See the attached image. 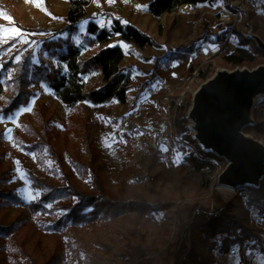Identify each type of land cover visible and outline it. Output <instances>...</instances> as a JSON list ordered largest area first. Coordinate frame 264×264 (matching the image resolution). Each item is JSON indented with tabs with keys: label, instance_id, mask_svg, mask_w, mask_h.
Returning <instances> with one entry per match:
<instances>
[{
	"label": "rangeland",
	"instance_id": "1",
	"mask_svg": "<svg viewBox=\"0 0 264 264\" xmlns=\"http://www.w3.org/2000/svg\"><path fill=\"white\" fill-rule=\"evenodd\" d=\"M83 1L86 17L76 30L56 33L67 24L70 0H0V69L4 61L17 63L22 53L31 50L33 69L52 64L65 72L67 66L59 61L57 51L66 50L67 44L78 47L82 59L105 46L119 45L124 51L121 66L130 72L123 103L80 101L67 107L41 82L30 87L28 104L8 115L2 109L15 92L14 68L2 72L0 174H7L5 185L23 205L0 209L1 227L19 222L13 231L0 232V264H46L56 254H62L59 264H175L177 255L191 243L190 223L199 216L208 222L220 201L239 194L238 188L219 182L226 159L213 160L215 169L200 171L184 160L193 146L176 136L175 107L190 97L189 110L194 93L219 69L264 66V54L253 47L256 39L264 43V0L197 1L158 17L148 12L147 1ZM113 18L136 26L154 44L141 47L117 35L90 43L88 22L109 28ZM242 37L253 43L242 46L248 59L233 67L227 57L237 52ZM44 41L54 44L46 47ZM201 71L207 73L206 80L200 77ZM82 81L86 91L99 87L101 74H84ZM263 99V95L255 96L252 104ZM187 126L196 137L189 119ZM246 134L264 147V133ZM84 138L93 140L100 151L97 163L104 165L101 177L111 197L137 198L159 208L146 215L132 211L74 224L65 218L67 201L58 200L45 210L24 214L25 205L40 196L30 174L49 184L95 191L83 167L89 162ZM249 226L264 230L261 217L253 211ZM209 255L204 264H264V253L247 249L241 255L237 246L226 251L218 244Z\"/></svg>",
	"mask_w": 264,
	"mask_h": 264
},
{
	"label": "trees",
	"instance_id": "2",
	"mask_svg": "<svg viewBox=\"0 0 264 264\" xmlns=\"http://www.w3.org/2000/svg\"><path fill=\"white\" fill-rule=\"evenodd\" d=\"M147 1V10L153 16H160L163 13L176 11L182 5H190L197 1L210 0H142ZM71 6L66 17L67 24L61 27L56 33L63 31H75L76 25L86 17L83 0H70ZM28 31H43L41 28H28ZM86 31L89 42L92 44L109 41L114 36L126 43H135L138 46L153 45L154 41L150 36L143 33L136 26L125 23L119 18H113L109 28L99 26L95 21L90 20ZM241 46L237 52L227 57L231 65H242L247 59V51L242 46L252 42L251 38H241ZM46 47L54 44L51 41H44ZM256 52L264 54L254 43ZM58 59L66 64V71L63 72L52 64H39L33 69L32 51L22 53L17 63L11 60L4 61L0 69V92L3 90L1 82L2 72L9 67L14 68L12 82L14 94L7 100L2 109L4 115H8L22 105H27L31 96L30 87L40 84H47L53 89L56 96L67 106L75 107L80 101H87L92 104H102L116 100L125 102L130 87V72L121 66L124 59V51L119 45L105 46L86 59L80 57V49L72 44H67L66 50H58ZM101 74V85L88 91L84 89L82 75L91 72ZM202 80L207 79V73L200 72ZM175 107L174 126L175 133L185 142L193 146L184 160L200 171L205 167L215 169L216 163L213 160L221 161L222 158L213 152L205 151L193 138L187 123L186 113L190 104V97ZM264 99L254 106V122L245 126V133L260 135L264 133ZM85 153L89 162L86 168L95 185V191H80L75 187L65 184L62 186L49 184L40 177L30 174L29 178L33 187L40 191L37 201L25 205L24 214L37 210H45L46 205L58 200H66L63 205L66 209L65 218L74 224L96 222L101 218H117L122 214L134 211L139 215L151 214V210L159 207L151 206L141 199H122L111 197L105 188L104 179L101 173L104 172V165L97 163L100 158V151L93 140L84 138ZM9 180L7 174H0V209L6 205H23L22 200L5 183ZM239 194L232 200L220 201L219 207L208 217V222L202 217L190 223L191 243L185 246L177 255L175 264H204L211 256V251L218 248V244L228 251L232 246H237L241 255L249 249L264 253V230L254 228L250 225V211L261 217L264 223V176L258 187L242 186L238 188ZM23 222L25 220H22ZM19 222L10 226L1 227L7 231H13L18 227ZM62 254L53 255L46 264H59ZM211 261V260H209Z\"/></svg>",
	"mask_w": 264,
	"mask_h": 264
},
{
	"label": "water",
	"instance_id": "3",
	"mask_svg": "<svg viewBox=\"0 0 264 264\" xmlns=\"http://www.w3.org/2000/svg\"><path fill=\"white\" fill-rule=\"evenodd\" d=\"M256 41L264 51V43ZM259 95L264 96V66L235 68L208 78L193 96L186 118L194 122L197 136L193 138L201 148L227 160L219 175L224 187H258L264 176V147L243 131L254 122L252 99Z\"/></svg>",
	"mask_w": 264,
	"mask_h": 264
},
{
	"label": "bare ground",
	"instance_id": "4",
	"mask_svg": "<svg viewBox=\"0 0 264 264\" xmlns=\"http://www.w3.org/2000/svg\"><path fill=\"white\" fill-rule=\"evenodd\" d=\"M251 36V35H250ZM252 36H254L255 37V35H252ZM243 68H239V70H242ZM225 71H228V70H221V69H219V70H217L209 79H214L216 76H219V75H222ZM199 90H200V87L197 89V91L194 93V96L196 97V95L198 94V92H199ZM193 105H194V103L192 102V104H191V109L193 108ZM190 120V126H191V129L193 130V132H195V129H194V122L191 120V119H189ZM196 133V132H195Z\"/></svg>",
	"mask_w": 264,
	"mask_h": 264
},
{
	"label": "built area",
	"instance_id": "5",
	"mask_svg": "<svg viewBox=\"0 0 264 264\" xmlns=\"http://www.w3.org/2000/svg\"><path fill=\"white\" fill-rule=\"evenodd\" d=\"M121 128L124 129L125 128V122L122 121L121 122ZM178 139H180L181 141L185 142L179 135H176ZM201 146V145H200Z\"/></svg>",
	"mask_w": 264,
	"mask_h": 264
},
{
	"label": "snow or ice",
	"instance_id": "6",
	"mask_svg": "<svg viewBox=\"0 0 264 264\" xmlns=\"http://www.w3.org/2000/svg\"><path fill=\"white\" fill-rule=\"evenodd\" d=\"M17 59H19L18 57H17ZM166 150V149H165Z\"/></svg>",
	"mask_w": 264,
	"mask_h": 264
}]
</instances>
